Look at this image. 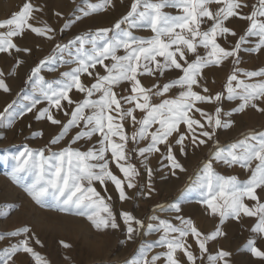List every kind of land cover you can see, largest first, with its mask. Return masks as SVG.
<instances>
[{
	"label": "snow or ice",
	"instance_id": "6c2138e0",
	"mask_svg": "<svg viewBox=\"0 0 264 264\" xmlns=\"http://www.w3.org/2000/svg\"><path fill=\"white\" fill-rule=\"evenodd\" d=\"M84 3L85 8H77L80 15L74 14V18H68L59 30L46 22L42 27L28 23L29 18L36 19L32 13L42 12L43 8L25 3L23 9L11 19L0 22V29H7L0 32V53L10 49H15L17 54L32 53V48L26 45L18 47L12 41L13 37L28 35L26 29L37 37L56 41L59 33L82 22L83 18L115 7L113 0H98L95 3L84 0ZM221 4L222 7L219 6ZM213 5L217 7L213 9ZM166 7L179 11L177 14L167 13L163 11ZM246 7L248 4L244 0H134L130 10L110 27L89 28L66 43L55 42L51 52L39 59L29 71L25 84L31 87V92L18 95L0 112V125L10 127L15 120L36 110L37 121L46 120L60 127L59 134L51 140L52 145L59 144L70 132L76 131L68 146L62 150L52 151L48 148L46 154L43 148L33 149L25 144L21 151L5 157L6 162L12 161L11 172L8 173L12 181L42 208L85 218L97 231L117 230L120 222L112 204L108 202L112 198L109 196L106 201L94 186L96 182L105 185L110 181L118 190L119 200H128L125 183L128 189L137 188L136 178L140 175L136 165L131 162L130 153L137 155L147 173L146 187L152 189L155 173H160L162 179L167 178V173L176 177L177 170L184 173L186 168L179 157L187 155L188 147L200 148L210 143L214 151L209 153L210 159L204 162L201 174L186 187L185 193L195 194L197 202L218 215L221 226L229 219H240L242 214L257 216L258 223L252 231L264 234V203H260L257 196V189H264V132L245 134L243 139L227 145H221L217 136V129L233 127L231 117L234 113H242L249 107L257 108V103L264 101V67L259 70L240 67L242 51L259 53L264 49V0H258L250 14L241 15L238 10ZM60 15L59 12L55 14L56 17ZM236 16L249 24L243 34L225 25V21ZM141 28L149 29L153 35L144 38L134 34V29ZM229 36L237 38L234 44L228 40ZM218 37L224 38L226 47L217 42ZM252 37L258 38L254 44L250 41ZM199 49L204 52L201 53ZM121 50L123 55L119 54ZM189 56L192 57L191 61ZM229 60L231 67L226 91L211 94L203 71ZM105 61L109 63L105 64ZM23 63L25 61L20 60L16 66ZM98 65L104 66L106 74L94 71ZM61 68L67 70L60 71ZM169 70H179L182 74L178 78H169L162 85L143 86L138 78L147 74L160 79ZM45 72H59V76L48 79ZM12 74H15V68ZM85 74L95 79L90 86L82 81ZM241 74L248 80L260 79L247 82L239 78ZM124 82H128L130 87L123 92L118 91ZM194 86L202 89L204 94L194 90ZM0 89L5 93L10 92L3 72H0ZM173 89H177L178 94L174 98H165V94ZM73 90L82 93L84 98L73 100L70 96ZM224 100L238 103L230 111H224L219 106ZM45 102L46 106L38 108ZM62 102H66V106ZM204 103L216 105L214 113L210 114L198 106ZM137 109L144 113L142 118L138 119L135 115ZM54 111L62 113L67 118L66 122H62L58 114L54 115ZM259 111L264 112V108ZM194 113H198L206 124L195 118ZM125 122L133 127L130 135L125 133ZM37 135L40 133H33V138ZM94 137H97V142L87 150L74 147L77 142L87 143ZM145 141L146 146L140 147ZM129 143L132 144L131 148L128 147ZM155 154L162 159L159 161L160 167L154 170L150 166V157ZM112 162L123 173V180L113 173L110 167ZM216 162L229 167L239 165L250 174L243 181L235 175H221L214 169ZM246 199L257 203L250 208L245 203ZM159 210L175 213L179 224L161 219L158 215L151 216L150 219L158 223L147 225L148 234H162L158 240L142 245L139 257L132 264H156L161 256L166 257V264H180L177 250H184L187 260L196 264V257L188 250L185 238L190 234L196 237L203 255L209 241L224 235L222 227L202 235L191 219H184L180 215V203L167 207L160 205ZM119 216L126 225L129 239L134 232L145 227L140 219L128 211L119 213ZM133 222L139 227H133ZM30 232L29 227H22L7 234L12 237L23 234L25 238L3 250V264H10L13 256L19 252L30 253L37 264H47L29 246L27 235ZM4 238V234H0V240ZM35 243L40 244L41 241L37 239ZM60 243L65 248L70 247L64 241ZM254 245L255 240H250L252 254L264 257V251ZM156 246L164 247L167 251L148 261V252ZM229 256L228 251H220L210 255L208 261L209 264H219L220 261L228 264Z\"/></svg>",
	"mask_w": 264,
	"mask_h": 264
},
{
	"label": "rangeland",
	"instance_id": "374dc122",
	"mask_svg": "<svg viewBox=\"0 0 264 264\" xmlns=\"http://www.w3.org/2000/svg\"><path fill=\"white\" fill-rule=\"evenodd\" d=\"M91 2L95 3L98 2V0H91ZM134 2V0H113L114 8H109L108 10L102 12V13H94L91 17L88 18H83L82 22H77L72 28L65 30L64 32H61L57 35L56 41H47L46 38H40L37 37L35 33H31L29 29H26V32H28V35L22 36V37H13L12 41L13 43L17 44V46H28L33 49L32 53H23L26 55L27 62L31 64V68L35 65V63L43 58L44 56H47L52 48L55 46V42H60V43H66L69 39H71L74 35L80 34L83 31L88 30L89 28L95 29L97 27H110L117 19L121 18L123 15L127 13V11L130 10L131 3ZM245 3L248 4V7L243 8L242 10H238L241 12V15L244 14H250L252 11V6L258 4V0H244ZM25 3H31L33 4L34 7H40L43 8L42 12H33L32 17H35L36 19L29 18L28 23L32 24L34 27H42L43 23H48L52 25L53 27L59 28L63 27V23L68 19V18H74L75 15H80V13L77 11V8H85L86 5L84 3V0H0V22H3L4 20L11 19L12 16L15 13L20 12L23 9V6ZM220 7L223 6V4L219 5ZM213 9L216 8V5L211 6ZM165 9H168L171 13L172 11L177 13L179 10H176L175 8L171 7H166ZM165 9L163 11H165ZM59 12L61 15L60 17H56L55 14ZM239 17L240 16H236ZM231 18V17H230ZM235 18V17H232ZM207 19V18H204ZM243 23H247L245 26L244 30L241 31L239 34H243V32L246 30V28L249 26L248 22L241 19ZM233 23V22H232ZM232 23H229L227 26L233 29ZM202 27H207V25H202ZM7 29H0V32H5ZM134 34L148 38L153 35V33L147 29V28H141V29H134ZM141 31V32H140ZM254 37L250 38V41L253 42ZM251 46V45H249ZM226 47V46H223ZM120 55H123L124 52L121 50L119 53ZM22 54H17L15 52V49H10L8 52L5 53H0V72L4 73V79L5 83L11 87L9 84V78L13 75L12 70L13 68H17V62L19 61V56ZM161 59L162 58H159ZM229 63L225 66V76L223 80L221 81V84L219 88L213 93L217 92H222L226 91L225 85L227 83V79L230 75V67H231V62L230 60L228 61ZM109 61H105V64H108ZM243 63V64H242ZM244 60L241 61L240 67H244ZM224 65V64H223ZM264 65V63H263ZM30 68V69H31ZM30 69L27 71L25 75V79L21 85V87L11 96L9 100L6 101V103L0 108V112H3L4 109L7 107L8 104H10L13 100L17 99V96H23L25 94H28L31 92L29 90L27 93L25 90L27 89L28 85L25 84V81L27 80V76L29 74ZM97 72H100V74H106V70L104 69V66L98 65L97 69L94 70ZM205 69L202 73L203 76L207 78L210 77L209 71ZM182 73L179 70H169L166 75H169L171 77L169 78H178L179 75ZM85 77L87 80H92L93 78L88 77L86 74L82 77V79ZM141 79L142 85L143 86H151L153 84H160L162 85L163 83L167 82L168 79H166L165 82L161 81L162 78L157 79L156 76H151L149 77L147 74H145L143 77H139ZM259 80L260 78H256ZM254 80L257 82V80ZM91 84L95 82V79L90 81ZM235 83V82H234ZM90 84V85H91ZM207 86V85H206ZM130 85L128 82H124L121 87L118 89V91L123 92L125 88H129ZM23 89V91H22ZM194 90L200 91L201 94H204L202 89L196 88L194 86ZM3 91V89H0V92ZM127 95L128 93H123ZM178 94L177 89H173L170 93L165 94V98H174L175 95ZM98 98V97H94ZM154 102H159V100H155ZM222 107L224 110L223 102L219 105ZM14 107H16L14 105ZM216 105L214 106L215 109ZM264 108V103L262 104V107ZM11 111V110H10ZM225 111V110H224ZM214 113V111H213ZM263 112H261L262 114ZM198 113H194L195 118L199 119L201 118ZM264 114V113H263ZM135 115L137 118H142L144 113H142L139 109L136 110ZM196 116H199L196 117ZM203 120V119H201ZM202 122V121H201ZM204 123H206L205 120H203ZM4 127L9 128L8 125H4ZM1 128V125H0ZM6 128V129H7ZM124 130L126 134H131L133 131V127L130 123L125 122L124 124ZM181 130H184V126H182ZM76 130H73V132H70L69 138L71 139L70 136L74 135ZM5 135L7 132L4 131ZM252 132V133H261L264 132V119L263 123L257 126H253L250 128V130L244 129L242 132H240L235 139H239L241 136L244 134ZM33 133H40V135H37L35 138H33ZM32 134H29L25 136V139L22 142H14L8 145L0 146V158H3V161L0 162V166H2L8 173L11 172V165L12 161L9 163H5L4 158L5 157H10L13 154H16L17 152L21 151L23 148V145L27 144L29 147L33 149H45L46 154H47V149L51 148L52 151H59L62 150L64 147H67L68 145H62L61 141L59 144L52 145L51 140L54 138L52 135L46 137L47 135L44 133L43 129H39ZM4 137V135H3ZM118 141V138H115ZM97 142V137H94L92 141H89L85 143L84 141H79L77 142L74 147L80 148L81 150H87V147H90L91 144ZM119 142V141H118ZM219 142L221 145H224L225 142L223 140L219 139ZM147 141L142 142L139 146L143 147L146 146ZM83 145V147H82ZM129 148L132 147V144L129 143L128 145ZM190 148H188L189 150ZM187 151V150H186ZM211 151H214L212 148L211 144H209L208 148L201 154L193 163V165L189 168L187 172L186 179L184 182L180 185V187L172 194L167 195L166 197H162L161 195H156L151 201H146V199L142 198L137 200L136 198L130 197L128 201L124 202L120 201L119 196L116 197V195H119L118 190L115 189V186L109 181L105 185H100L98 182L94 184L96 187L97 191L101 193L102 196L105 197V200L108 201V197L111 196V201H108L109 203L112 204L113 206V211L115 214H117L119 222H120V228L117 230H106L103 231L106 233L114 242V251L112 253V256L109 258L107 261V264H132V261L137 259L140 255V249L141 246L144 245L147 242H151L152 235L151 234H146L147 232V225L149 223H155V222H150V217L153 215L154 210L159 208L160 205L168 206L172 203H181L179 202V196L182 194V191L186 188V186L191 182V178L193 175L199 171L200 169L203 168V164L206 160L210 159L209 153ZM110 157V153L108 154ZM131 155V162L136 165L138 168L140 175L137 177L138 179L142 178L143 171L145 170L144 167L139 163V160L137 158V155L135 153H130ZM152 157H156L159 161L162 159V157L159 154H155ZM160 157V158H159ZM214 169L216 171L217 167L221 164L222 162H216L214 163ZM218 166H217V165ZM114 167L113 173L117 175L119 178L122 180L124 179L123 173L119 172V169L115 167V162H112L110 164V167ZM238 165H233L235 168ZM116 168V169H115ZM238 170L242 169L240 166L236 167ZM112 169V168H111ZM244 170V169H243ZM242 171V170H241ZM247 174H249L248 170H245ZM0 178L3 179V181L0 179V221H4V227H0V234H4L5 238L3 240H0V264H3V250L5 248L10 247L12 244L19 243L17 240L24 239L25 236H18V237H12L10 235H7L8 233H11L13 231H17L22 227H29L31 229V234L32 235H45L47 236V239L50 241L48 237L53 235V240L51 239L50 242L46 241H41V243L37 246H30L33 248V250L38 253L45 261H47V264H85V252L82 247V242L80 241H75L67 237H61L59 235L53 234L51 232H44L40 230H36L34 227V224L30 221H32V218L35 217L38 211L43 212L44 214H59V212L55 209H50V208H41L39 205H37L31 197L28 196V194L17 184H15L10 176L7 174V176L4 178L2 177V174H0ZM8 179V180H7ZM11 182V183H10ZM14 185V186H13ZM126 186V183H125ZM127 187V186H126ZM107 189V190H105ZM12 190V191H11ZM16 193H15V192ZM12 193V194H11ZM137 195V194H136ZM30 199H28V198ZM121 202V203H119ZM172 202V203H171ZM260 203H264V195L259 199ZM35 203V204H34ZM118 204V205H117ZM13 205H18V207H11ZM37 207H36V206ZM31 206V207H30ZM41 210H39V208ZM38 208V211H36ZM36 209V210H35ZM43 209V210H42ZM45 210V211H44ZM50 211V212H49ZM123 211H128L132 215H134L137 219H140L145 227L139 229V231L134 232L132 234V238L129 239L128 235L126 233V225L123 224V219L122 217L119 216V213ZM160 211V210H159ZM20 212V213H19ZM18 214L15 218V220L12 218L14 217L13 215ZM30 215H29V214ZM34 214V215H33ZM29 215V216H28ZM167 215V216H166ZM176 215L175 213H169L165 211H160L159 217L161 219H168L170 222L172 221L173 224V217ZM32 217L31 219L29 217ZM56 216V215H53ZM184 217V215H182ZM18 217V218H17ZM75 217V216H74ZM202 217V218H201ZM199 217L200 223H203L205 221L210 220V217L204 214ZM207 217V218H206ZM245 218H248L251 220V224L249 226V231L252 230V228L255 227L256 223H258V217L257 216H252L248 217L245 216ZM3 218V219H2ZM15 221H13L12 219ZM171 218V219H170ZM175 218V217H174ZM185 219V217H184ZM6 220V221H5ZM9 220V221H8ZM11 220V221H10ZM30 220V221H29ZM13 221V222H12ZM34 221V220H33ZM82 222H85L88 224L89 229L91 231H97L94 226L87 221V219L82 218ZM158 222V221H157ZM31 226V227H30ZM33 227V228H32ZM133 227L138 228L139 226L135 225L133 222ZM37 232V233H36ZM29 233V234H30ZM30 234V235H31ZM146 234V235H145ZM23 235V234H22ZM174 235V234H173ZM189 236H192L191 234ZM17 238V239H16ZM15 240V241H14ZM64 241L65 243H68L70 247L65 248L60 242ZM123 241V243H121ZM187 237L185 238V244L187 243ZM250 239L245 237V233L243 231L238 232V234L234 235H229L228 233H225L221 237L216 238L215 240L211 241L210 243V252L207 255V258L210 255H216L220 251H228L231 255H233L234 251H240L242 248L246 247L249 245ZM196 237L192 236L190 244V247L194 244H196ZM186 244V246H187ZM157 248L153 247L147 254L146 259L149 261L151 258L155 255H159L162 252H166V248L156 246ZM160 247V248H159ZM188 247V246H187ZM188 247V250H190L193 255L196 257V264H203L202 263V258L203 255H201L200 251H193ZM39 248V249H38ZM155 249V250H154ZM161 250V251H160ZM158 251V253L156 252ZM160 251V252H159ZM263 251V250H262ZM154 252V254L152 253ZM177 253L180 255H186L184 250H177ZM249 257H251V253H248ZM27 256V257H26ZM187 256V255H186ZM23 257V258H22ZM177 257H179L177 255ZM263 258V257H262ZM179 259V258H178ZM264 259V258H263ZM57 261V262H56ZM188 264H192V262L187 261ZM10 264H37V261L35 258L30 254V253H24V252H19L16 253L12 261H10ZM156 264H166V257L161 256V258L156 262ZM180 264H185V262H181ZM209 264V261L208 263ZM219 264H224L223 261H220Z\"/></svg>",
	"mask_w": 264,
	"mask_h": 264
},
{
	"label": "bare ground",
	"instance_id": "6f19581e",
	"mask_svg": "<svg viewBox=\"0 0 264 264\" xmlns=\"http://www.w3.org/2000/svg\"><path fill=\"white\" fill-rule=\"evenodd\" d=\"M165 12L169 13L170 11H168V9H165ZM171 14H177V13L172 11ZM229 23H232V25H233V29L232 30H234L238 34L241 31H243L245 26L247 25V23H243L241 21V19H239V17H235V18L231 17V18H229L228 21H225V25L226 26ZM236 39L237 38H234V37H231V36L228 37V40L232 44L235 43ZM257 39L258 38L254 37L253 44H254V42ZM217 42L220 43L222 47L223 46H227L225 44V40H224L223 37H218L217 38ZM199 51L201 53L204 52L203 49H199ZM240 56L242 57V60H244V62H245L244 67H242V68H245L247 70H259L260 68L264 67V65H263V63H264V49H262L261 52H259V53H245V52L242 51L240 53ZM188 59H189V61H191L192 57L189 56ZM20 60L25 61V63L20 64L16 68L15 74L12 75L9 78L8 82L11 85L10 92H8V93H5L4 91L0 92V108L21 87V85H22V83H23V81L25 79V75H26L27 71L31 68V64H29V62H27L25 54H22V55L19 56V61ZM228 63L229 62L226 61V62L223 63L224 65L222 64L220 66H211L209 69H207L209 71V73H210V74H208V75H210V77H208V82H207L206 85L209 88L211 94H213L219 88V86L221 84V81L223 80V78L225 76V66ZM64 70H67V69L66 68H61L60 69V71H64ZM44 75L48 79H53V78L59 76V72H56V73L45 72ZM168 77H171V76L165 75V77H163L161 81L165 82L166 79H168ZM239 78L240 79H246L247 82H255L254 80L256 79V78H252L251 80H248V78L243 77L242 74L240 75ZM92 80H90V81H92ZM82 81L85 84L89 85V86L91 84V82L89 80H87V78L85 79V77L82 79ZM29 90H31L30 86L27 87L25 92L27 93ZM70 96L75 101H80V100H82L84 98L83 94L79 93L76 90H73V92L70 93ZM62 103L66 106V102H62ZM237 103H238L237 101L224 100L223 101V106L225 108L224 110L225 111H230L233 107L236 106ZM263 103H264V101L258 102L257 103V108L249 107V108H246L245 111L242 112V113H234L233 116L231 117V119L233 120V127L232 128H230V129H217V136H218V138L220 140H223L225 142L224 145H227V144L233 143V142H237L238 140L243 139L245 134L243 136H241L239 139H235V138L244 129L248 128L250 130L251 127L257 126V125H260V124L263 123V119H264V114L263 113L264 112L261 114V111H259V109L262 107ZM44 106H46V102L44 104H42V105H39L38 108H41V107H44ZM198 106L201 107L204 111L212 114L213 111H214V106L215 105L212 104V103H204V104H198ZM35 112H36V110H34L33 113H26L24 116H22L19 119L15 120V122L12 124V126H10L9 128L6 127L7 129L4 127V125H1V128H0V146L8 145V144H11V143H14V142H22L25 139V136H27L29 134H32L33 132H35V131H37V130H39L41 128L43 129L44 133L47 135L46 137H48L50 135L55 137L56 135L59 134L60 127L53 126V125H51V122L46 121V120L45 121H37L35 119ZM57 114L58 113H56L54 111V115H57ZM58 116H59V118L61 119L62 122H66L67 118L65 116H63L62 113H59ZM196 117L199 118V116H196ZM199 119H203V118H199ZM203 120H201L202 123H204ZM4 131L7 132L6 134H8V136L4 134L5 133ZM246 134H257V133L248 132ZM3 135H4V137H3ZM69 142H70V138L68 136V137H66L63 140L62 145H68ZM186 143H187V141H186ZM209 144L207 146H201L200 148H196L195 146L188 147L190 149L189 150H188V148L186 149L187 150L186 151L187 155L183 156V157H179L181 159L182 163L184 164V167L186 168V171L184 173H181L179 170H177V176L176 177H172L170 175V173H167L166 174L167 178H164V179L161 178V174L160 173H155L154 176H153L152 189H148L146 187V185L148 184V177H147L146 170H144L142 178L141 179L136 178L137 188L128 189L125 186L126 194L128 196H130V197L136 198L137 200L144 198V199H146V201H151L156 195H161L162 197H166L167 195L174 193L180 187V185L184 182V180L186 179L187 172H188L189 168L193 165L195 160L201 154H203V152L208 148ZM2 161H3V158H0V162H2ZM4 161H5V159H4ZM10 161L11 160H8L7 162L5 161V163H9ZM150 166L154 170L159 168L160 167L159 160L156 157H150ZM214 166H215V164H214ZM236 167H239V165L236 166ZM236 167L234 168L233 166L229 167L227 165L221 164V165H219L217 167V170H218L217 172L219 174L225 175V176L235 175L242 181L247 179L248 175L250 173L247 174L245 169L244 170L243 169L238 170ZM111 168H112L113 171H115L113 166ZM200 170L197 171L193 175V177L191 178V182L194 181L201 174ZM0 174H2V177L5 178L7 176V174H8V172L6 171V169H4L2 166H0ZM0 179L3 181L2 178H0ZM191 182L187 186H189L191 184ZM185 189H184V191H182V194L179 196V200H178L179 202H181L180 204L182 205V212L180 213V215H184L185 219H191L193 221V224L197 227V229L199 231H201L202 235L210 234L212 231H215L217 227H222L223 232L225 231V233H228L230 236L234 235V234H238V232H240V231H243L245 233V237H247L250 240H255V245H254L255 247H257L260 251H262V250L264 251V234H258V233H254L252 230H250V231L248 230L249 226L251 224V220H249L248 218H245L244 215L242 214L240 219H238V220L237 219H229L228 221L225 222L224 225L221 226L219 224L218 215L212 214L211 210L208 209L206 205L197 202V197L195 196V194L187 195L185 193ZM263 195H264V189H257L258 198L260 199L261 197H263ZM118 196L119 195H116V197H118ZM117 199H119V198H117ZM125 201L127 202L128 200H125ZM125 201H123V203ZM119 203H121V202H119ZM245 203L251 208V207H254L256 205L257 201H251V200H247L246 199ZM124 204H126V203H124ZM38 208H37V210L36 209L35 210L38 211ZM39 210H41V209L39 208ZM159 214H160V211H159V208H157L154 211L153 215H158L159 216ZM172 214H174V213H172ZM202 214H203V217H204V214L207 215V217L209 216L210 220L205 221L203 223H200L199 220L202 218L201 217ZM17 215L18 214L15 213V215H13L14 217H12V218L15 220ZM39 215H48V216L61 215V216L69 217V218L74 217V216L63 214V213H60V212H59V214H55V213L53 214V212H52V214H49V213L48 214H46V213L44 214L41 211H38L37 214L35 215V217L39 216ZM35 217L32 218L30 216L29 218L30 219L32 218V221H30V220L29 221L33 223V220H34ZM174 217H175V215H174ZM174 217H173L172 220H173V222L176 225H178L179 221L176 220ZM199 217H201V218L199 219ZM149 221L150 222H155V221H152L151 219ZM4 223H5L4 221H0V227L1 228L4 227ZM155 223H158V222L156 221ZM171 223H172V221H171ZM147 233L148 232H146V234ZM30 234L27 235V238L29 239V245L30 246L39 245V244L35 243V241L37 239H39L40 241H46V242H50L51 239L53 240V235L48 237L50 239V241H49L47 239V236H45V235L40 236V235H36V234L35 235H32V234L30 235ZM161 234L162 233H153V234H151L152 235V239H153L151 242H154V241L158 240L159 235H161ZM174 235H177V234H174ZM21 236H24V235H21ZM191 238H192V236H188L187 237V240H188L187 243L190 244ZM17 241H20V240H17ZM210 243H211V241H209L206 244L207 251L203 253V258H202V263L203 264L208 263L207 255L210 252V250H209L210 249V247H209ZM187 246L190 247V245H188V244H187ZM155 248H157V247H155ZM190 249L193 250V251H200L201 252L198 243L192 245L190 247ZM165 251H167V249ZM156 252L158 253V251H156ZM152 253L154 254V252H152ZM248 253L252 254L249 245H247L246 247L242 248L240 251H236L235 250L233 255L230 254V256L227 258L228 259V264H264V259H263L264 257L263 258L262 257H256L253 254L251 255V257H249ZM176 255L179 256L177 258H179L180 263L181 262H185V264H188V262H187L188 260H187V256L186 255L185 256L184 255H180V253L179 254L176 253ZM149 261H151V260H149Z\"/></svg>",
	"mask_w": 264,
	"mask_h": 264
},
{
	"label": "clouds",
	"instance_id": "9594fccd",
	"mask_svg": "<svg viewBox=\"0 0 264 264\" xmlns=\"http://www.w3.org/2000/svg\"><path fill=\"white\" fill-rule=\"evenodd\" d=\"M33 224L37 230L82 242L85 264H107L114 251L112 239L103 231H91L82 217L39 215Z\"/></svg>",
	"mask_w": 264,
	"mask_h": 264
}]
</instances>
